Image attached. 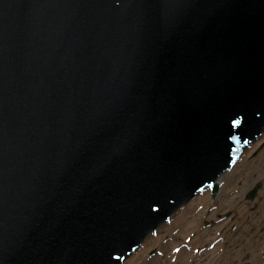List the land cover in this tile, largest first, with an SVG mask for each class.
Segmentation results:
<instances>
[{
  "label": "water",
  "instance_id": "95a60500",
  "mask_svg": "<svg viewBox=\"0 0 264 264\" xmlns=\"http://www.w3.org/2000/svg\"><path fill=\"white\" fill-rule=\"evenodd\" d=\"M263 134L264 0H0V264H123Z\"/></svg>",
  "mask_w": 264,
  "mask_h": 264
},
{
  "label": "rangeland",
  "instance_id": "374dc122",
  "mask_svg": "<svg viewBox=\"0 0 264 264\" xmlns=\"http://www.w3.org/2000/svg\"><path fill=\"white\" fill-rule=\"evenodd\" d=\"M255 144L219 178L220 188L214 200L210 191H206V196L200 197L202 201L195 202L179 216L178 211L174 213L170 221L147 238L144 245L148 246L137 251L140 254L134 264H197L195 257L192 263L175 260L191 238L196 239L191 248L193 254L203 250L208 238L206 243L216 246L220 263L253 264L258 253L255 243L264 234V134ZM257 182L263 188L258 198L252 200L248 195ZM255 206H259L258 216Z\"/></svg>",
  "mask_w": 264,
  "mask_h": 264
},
{
  "label": "bare ground",
  "instance_id": "6f19581e",
  "mask_svg": "<svg viewBox=\"0 0 264 264\" xmlns=\"http://www.w3.org/2000/svg\"><path fill=\"white\" fill-rule=\"evenodd\" d=\"M255 145L256 144H254L251 148H253ZM201 196H206V195H205V193H203V194H200L197 197L193 198L191 201H189L187 203L186 206L182 207L181 210H179L177 212V216H179L180 214H183L184 211L187 210L190 206H193L195 204V202L202 201V198H200ZM173 224H175V220H174ZM152 238L153 237H151V240L153 241ZM195 240L196 239L191 238L188 245L185 248L181 249L177 255H175V260L179 259V260H181L180 262H182V263H186V262L192 263L194 261V257H195L197 260V264H219V260L216 257L217 256V248H216V246L213 247V246H210L209 243H206L209 240L208 238L204 241L203 250H201L197 255L193 254L192 253V249H193L192 245L195 244V242H194ZM147 246H148V243H147V245H144L143 248H141L140 250L144 251ZM139 254L140 253L137 252L134 255L130 256L125 263L126 264H134L136 262V260L138 259ZM220 264H223V263H220Z\"/></svg>",
  "mask_w": 264,
  "mask_h": 264
},
{
  "label": "flooded vegetation",
  "instance_id": "af4514ba",
  "mask_svg": "<svg viewBox=\"0 0 264 264\" xmlns=\"http://www.w3.org/2000/svg\"><path fill=\"white\" fill-rule=\"evenodd\" d=\"M256 187H257V191L255 193V196L253 197V200L258 198V196L260 194L259 192L262 190L263 185L261 182H257L253 188L255 189ZM259 212H260L259 206H255V215L257 214V216H258ZM262 230L264 231V226H263ZM255 248L257 249L258 253H257V257L255 256L253 259V264H264V234L262 237H260L258 243H255ZM247 257H249V256H247Z\"/></svg>",
  "mask_w": 264,
  "mask_h": 264
}]
</instances>
